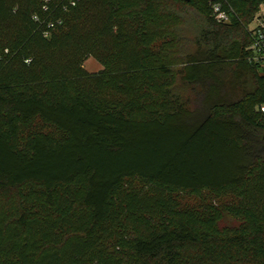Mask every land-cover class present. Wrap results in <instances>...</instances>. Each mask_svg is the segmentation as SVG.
Returning a JSON list of instances; mask_svg holds the SVG:
<instances>
[{
  "label": "trees",
  "instance_id": "trees-1",
  "mask_svg": "<svg viewBox=\"0 0 264 264\" xmlns=\"http://www.w3.org/2000/svg\"><path fill=\"white\" fill-rule=\"evenodd\" d=\"M227 2L0 0V264H264V0Z\"/></svg>",
  "mask_w": 264,
  "mask_h": 264
},
{
  "label": "built area",
  "instance_id": "built-area-1",
  "mask_svg": "<svg viewBox=\"0 0 264 264\" xmlns=\"http://www.w3.org/2000/svg\"><path fill=\"white\" fill-rule=\"evenodd\" d=\"M49 0H43V8L47 9ZM79 0H69L67 9L74 6ZM208 6L211 11V16L218 22L227 23L230 20L231 7L227 0H207ZM264 6H261L259 11L255 14L247 29L252 37V43L248 47L249 56L248 61L256 65L259 70L264 72ZM35 19L36 16L34 17ZM264 111V106L260 108Z\"/></svg>",
  "mask_w": 264,
  "mask_h": 264
},
{
  "label": "rangeland",
  "instance_id": "rangeland-1",
  "mask_svg": "<svg viewBox=\"0 0 264 264\" xmlns=\"http://www.w3.org/2000/svg\"><path fill=\"white\" fill-rule=\"evenodd\" d=\"M15 6L17 7L20 0H14ZM264 13V12H262ZM72 60H78L76 65L80 66L82 72L88 75L95 76L97 78V85L103 90L112 89L113 76L115 71L107 67L96 55L94 54H83L78 57H73ZM114 90V89H113Z\"/></svg>",
  "mask_w": 264,
  "mask_h": 264
}]
</instances>
